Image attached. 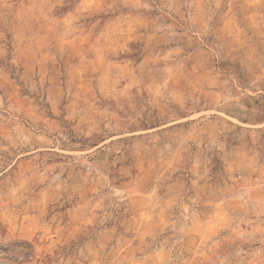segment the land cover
Here are the masks:
<instances>
[{
	"label": "rangeland",
	"instance_id": "rangeland-1",
	"mask_svg": "<svg viewBox=\"0 0 264 264\" xmlns=\"http://www.w3.org/2000/svg\"><path fill=\"white\" fill-rule=\"evenodd\" d=\"M0 264H264V0H0Z\"/></svg>",
	"mask_w": 264,
	"mask_h": 264
}]
</instances>
